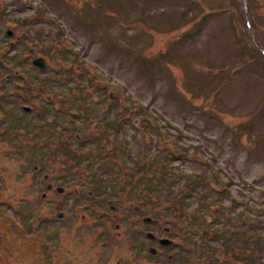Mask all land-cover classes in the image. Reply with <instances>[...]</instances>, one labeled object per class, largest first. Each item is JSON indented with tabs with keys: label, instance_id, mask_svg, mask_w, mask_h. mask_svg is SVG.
Masks as SVG:
<instances>
[{
	"label": "rangeland",
	"instance_id": "obj_1",
	"mask_svg": "<svg viewBox=\"0 0 264 264\" xmlns=\"http://www.w3.org/2000/svg\"><path fill=\"white\" fill-rule=\"evenodd\" d=\"M260 49L264 0H0V264H264Z\"/></svg>",
	"mask_w": 264,
	"mask_h": 264
},
{
	"label": "flooded vegetation",
	"instance_id": "obj_2",
	"mask_svg": "<svg viewBox=\"0 0 264 264\" xmlns=\"http://www.w3.org/2000/svg\"><path fill=\"white\" fill-rule=\"evenodd\" d=\"M53 5H54V2H53ZM4 33L6 34V36H11L12 35V38H14L13 37V33L9 30V29H5L4 30ZM16 37V36H15ZM261 50V49H260ZM262 51V50H261ZM263 52V51H262ZM263 55H264V52H263ZM38 59V61L40 60L41 61V63L43 64V68L42 69H45L46 67H47V63L45 62V59L42 57H38L37 58ZM36 58H34V59H32L31 61H30V63L32 64V65H34V66H37L38 68H40V63L38 64V65H36L35 63H34V60H37ZM0 64H2V63H0ZM23 107V106H22ZM23 110H24V108H22ZM26 111H31V109H28V110H26ZM36 117H40V114L39 113H36ZM93 120V119H92ZM94 121V120H93ZM113 131V130H112ZM74 137L76 138V140H80L81 139V136L79 135V134H75L74 135ZM110 148H111V146H110ZM161 239V238H160ZM160 239H158V241L160 240ZM159 243H160V241H159Z\"/></svg>",
	"mask_w": 264,
	"mask_h": 264
},
{
	"label": "water",
	"instance_id": "obj_3",
	"mask_svg": "<svg viewBox=\"0 0 264 264\" xmlns=\"http://www.w3.org/2000/svg\"><path fill=\"white\" fill-rule=\"evenodd\" d=\"M34 63L36 64V65H38L39 63V65H40V67H43V64L41 63V61L39 60L38 61V59L37 60H34ZM162 243H169V241L167 242V241H165V240H163V241H161ZM151 251H153V249L151 250Z\"/></svg>",
	"mask_w": 264,
	"mask_h": 264
},
{
	"label": "trees",
	"instance_id": "obj_4",
	"mask_svg": "<svg viewBox=\"0 0 264 264\" xmlns=\"http://www.w3.org/2000/svg\"><path fill=\"white\" fill-rule=\"evenodd\" d=\"M263 56V55H262Z\"/></svg>",
	"mask_w": 264,
	"mask_h": 264
}]
</instances>
